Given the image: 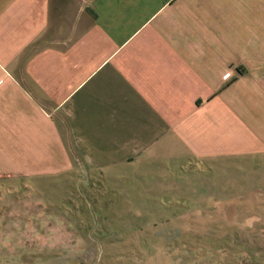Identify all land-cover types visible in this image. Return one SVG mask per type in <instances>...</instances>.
<instances>
[{
  "label": "crops",
  "instance_id": "0c3cea01",
  "mask_svg": "<svg viewBox=\"0 0 264 264\" xmlns=\"http://www.w3.org/2000/svg\"><path fill=\"white\" fill-rule=\"evenodd\" d=\"M256 156L264 0H0L1 191L85 174L150 192L123 182ZM140 207L138 219L171 220L173 206Z\"/></svg>",
  "mask_w": 264,
  "mask_h": 264
},
{
  "label": "rangeland",
  "instance_id": "374dc122",
  "mask_svg": "<svg viewBox=\"0 0 264 264\" xmlns=\"http://www.w3.org/2000/svg\"><path fill=\"white\" fill-rule=\"evenodd\" d=\"M171 174L123 182L150 192H114L85 174L0 190L1 202L15 204L0 206V264H264V156L214 175ZM152 201L173 206L170 222L137 218ZM181 233L188 245L170 246Z\"/></svg>",
  "mask_w": 264,
  "mask_h": 264
},
{
  "label": "trees",
  "instance_id": "16d2710c",
  "mask_svg": "<svg viewBox=\"0 0 264 264\" xmlns=\"http://www.w3.org/2000/svg\"><path fill=\"white\" fill-rule=\"evenodd\" d=\"M238 71H239V72H241V71H242V69H239V68H238Z\"/></svg>",
  "mask_w": 264,
  "mask_h": 264
}]
</instances>
